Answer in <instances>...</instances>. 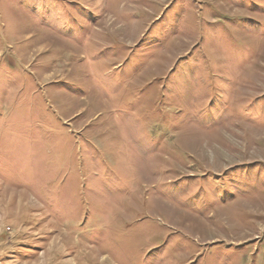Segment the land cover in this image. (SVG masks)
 I'll list each match as a JSON object with an SVG mask.
<instances>
[{
  "label": "rangeland",
  "instance_id": "rangeland-1",
  "mask_svg": "<svg viewBox=\"0 0 264 264\" xmlns=\"http://www.w3.org/2000/svg\"><path fill=\"white\" fill-rule=\"evenodd\" d=\"M0 264H264V0H0Z\"/></svg>",
  "mask_w": 264,
  "mask_h": 264
}]
</instances>
